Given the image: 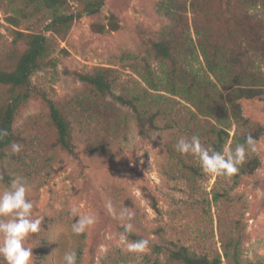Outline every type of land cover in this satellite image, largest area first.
Instances as JSON below:
<instances>
[{"label": "rangeland", "instance_id": "obj_1", "mask_svg": "<svg viewBox=\"0 0 264 264\" xmlns=\"http://www.w3.org/2000/svg\"><path fill=\"white\" fill-rule=\"evenodd\" d=\"M167 1L106 0L99 14L74 22L60 43L64 51L57 54L56 66L32 77L37 90L71 121L76 155L57 146L42 97L35 95L21 107L13 125L20 151L13 153L10 146L3 166L11 180L26 183L33 214L43 218L40 230L26 241L33 248L31 264H63L66 251L77 253V264L163 263L166 256L155 253V245L186 246L198 255L220 256L226 264L224 246L230 239L240 242L247 262L264 259V133L246 155L259 158L255 173L238 180L207 175L201 169L195 174L171 155L177 139L188 137L181 130L162 128L144 138L132 113L122 109L126 122L118 137L98 136L99 112L89 107L84 98L89 89L73 74L109 67L119 71L116 94L146 87L138 71L146 64L160 71L148 42L171 23L159 12ZM24 7L21 0H0V67L11 66L26 50L25 43L17 41L18 31L40 32L48 24L47 14L32 6L26 8L27 17L21 15L17 10ZM253 13L264 17L260 8ZM184 18L196 39L194 15L188 11ZM112 22L117 30H110ZM200 67H205L204 61ZM8 91L0 86V100ZM106 102L110 108L118 107L112 98ZM242 107L246 118L264 128V100L246 99ZM85 214L94 215L96 223L83 234H73L71 224ZM127 223L132 225L130 233L148 240L143 253L127 251V243L134 241L124 232Z\"/></svg>", "mask_w": 264, "mask_h": 264}, {"label": "trees", "instance_id": "obj_2", "mask_svg": "<svg viewBox=\"0 0 264 264\" xmlns=\"http://www.w3.org/2000/svg\"><path fill=\"white\" fill-rule=\"evenodd\" d=\"M21 2L25 6L17 10L21 15L27 17L26 8L32 6L47 14L48 24L40 32L18 31L17 41H23L26 50L11 66L0 67V86L9 90L7 97L0 100V129L8 131L7 136L0 138V187L11 181L3 161L6 150L19 139L13 128L15 118L35 95L42 97L48 107L57 146L76 155L71 121L60 106L37 90L32 77L45 67L56 66L57 54L64 51L60 43L66 39L74 22L83 16L99 14L106 0ZM255 8L264 12V0H169L162 4L159 12L171 23L158 38L148 42L160 71L150 64L143 66L138 74L146 87L138 86L133 93L125 88L116 94L119 71L114 68L98 67L87 73H73L89 89L84 97L89 107L99 112L96 115L100 121L97 135H103L105 140L117 138L120 126L126 122L121 115L122 109H126L132 113L144 138L162 128L178 129L186 132L189 138L199 136L205 147L223 151L235 126L230 148L244 143L249 135L258 141L264 128L246 118L242 107L246 99L264 100V17L254 14ZM188 11L194 15L196 39L185 22L184 15ZM111 26L110 30L118 29L114 22ZM201 58L204 68L200 67L203 65ZM108 98L118 107L110 108L106 104ZM92 137L88 135V139ZM170 151L183 169L199 174V164L191 155H182L175 147ZM259 166L258 157L246 156L235 175L220 178L238 180L255 173ZM127 235L132 240L141 239L136 234ZM153 251L166 256L163 263L156 260L155 264H223L220 256L198 255L186 246L155 245ZM224 257L226 264H264V259L247 262L242 257L240 242L235 239L225 244Z\"/></svg>", "mask_w": 264, "mask_h": 264}, {"label": "clouds", "instance_id": "obj_3", "mask_svg": "<svg viewBox=\"0 0 264 264\" xmlns=\"http://www.w3.org/2000/svg\"><path fill=\"white\" fill-rule=\"evenodd\" d=\"M7 135L6 129H0V138ZM175 149L182 155H191L204 174L230 178L239 171L248 151L255 150V140L249 135L244 143L238 144L234 149L229 147L216 151L203 146L197 135L190 138L181 136L176 141ZM11 150L13 153L19 152L20 145L13 143ZM27 192L26 183L21 178L12 179L7 189L0 191V264H31L33 248L26 246V241L40 230L43 218L34 216L33 203L28 199ZM108 208L111 210V204ZM95 223L94 215H81L71 224V231L80 235ZM123 228L125 233H130L132 225L127 223ZM148 243L147 239L130 241L127 243V251L143 253ZM63 264H77V253L66 251Z\"/></svg>", "mask_w": 264, "mask_h": 264}]
</instances>
